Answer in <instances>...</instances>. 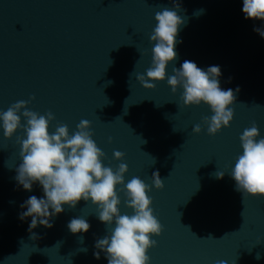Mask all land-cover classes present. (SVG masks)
I'll list each match as a JSON object with an SVG mask.
<instances>
[{
	"label": "water",
	"instance_id": "1",
	"mask_svg": "<svg viewBox=\"0 0 264 264\" xmlns=\"http://www.w3.org/2000/svg\"><path fill=\"white\" fill-rule=\"evenodd\" d=\"M174 2L185 20L177 58L148 89L136 77L152 64L155 13L175 10ZM242 8L243 0H0V111L30 101L29 110L54 114L50 133L66 124L72 135L81 120L91 122L103 165L114 171L128 165L117 185L120 214H134L120 191L127 182L139 177L152 186L148 195L163 231L151 236L157 245L148 249L149 264H264V196L242 198L230 176L243 152V131L255 122L256 139L264 137V37L254 31L264 29V20L245 19ZM185 60L203 70L219 66L221 89H240L230 126L215 135L202 119L213 115L210 106L183 105V87L173 93L167 83ZM196 124L200 133L193 132ZM17 137L26 138L22 128L6 138L0 126V264H108L102 251L95 258V242L115 222H101L91 200L74 209L63 205L53 226L38 225L32 239L31 217L19 219L26 211L20 205L44 193L38 181L28 191L15 179L22 163ZM116 150L125 153L122 160L114 158ZM156 171L163 189L153 185ZM74 217L90 229L71 233Z\"/></svg>",
	"mask_w": 264,
	"mask_h": 264
},
{
	"label": "clouds",
	"instance_id": "2",
	"mask_svg": "<svg viewBox=\"0 0 264 264\" xmlns=\"http://www.w3.org/2000/svg\"><path fill=\"white\" fill-rule=\"evenodd\" d=\"M174 8L171 10L165 7L155 13L157 24L150 35V41L155 42L152 64L146 70V75L137 74L136 77L145 88L156 87L150 81L164 80L166 67L177 58L176 37L185 20L176 10L180 9V4L174 2ZM242 11L245 19L264 20V0H243ZM254 31L264 37V29L254 28ZM172 71L174 74L167 78V83L173 93L178 86L183 87V105H199L204 102L210 106L213 115L202 118L209 135H215L222 127L230 126L234 117L230 105L234 104L240 89L237 87L235 92L231 88L221 89L218 78L222 73L219 66L203 70L196 63L185 60L180 68L173 67ZM29 102L20 100L11 104L6 111H0V126L6 138H11L18 128L24 130L26 138L17 137V142L22 146V163L16 168L15 179L25 190L31 191L37 181L43 189L42 198L32 195L20 205L26 211L19 214V219L31 217L29 232L32 239L38 238L32 232L38 225L48 228L53 226L50 220L65 211L63 205L67 204L74 209L81 199L91 200L98 205L97 217L101 222L106 225L115 222L110 235L96 240L95 248L100 251L94 253L95 258L99 259L102 251L108 264H149L148 249L157 245L151 236H158L163 231V225L153 214L152 198L148 195L152 186L139 177H133L127 182L120 191L125 192L126 204L134 210V214H120L118 205L121 200L117 185L124 184L128 165L120 163L116 171L103 165L101 157L105 153L92 139L89 120H81L72 135L66 124L58 125L55 132L50 133L49 125L55 119L54 114L48 111L41 115L29 110L26 107ZM21 109L25 124L21 123V115L18 114ZM201 131V124L194 125L193 132ZM259 135V128L253 122L240 136L243 152L238 156L230 176L235 180V188L242 193V198L248 194L264 196V137L257 140ZM111 139L109 137V142ZM124 156L125 153L114 151L115 159L122 160ZM224 174L223 171H217L215 176L222 179ZM152 181L156 189L164 188V179L158 171L153 172ZM67 227L71 233L76 234L87 232L91 225L82 217H74ZM255 258L260 259V253ZM217 264L226 262L218 261Z\"/></svg>",
	"mask_w": 264,
	"mask_h": 264
}]
</instances>
